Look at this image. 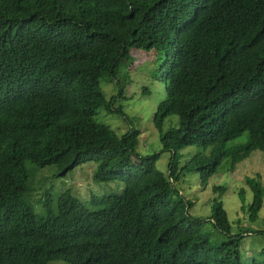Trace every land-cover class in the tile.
I'll use <instances>...</instances> for the list:
<instances>
[{
    "label": "trees",
    "instance_id": "obj_1",
    "mask_svg": "<svg viewBox=\"0 0 264 264\" xmlns=\"http://www.w3.org/2000/svg\"><path fill=\"white\" fill-rule=\"evenodd\" d=\"M130 49L165 55L167 99L153 124L171 153L167 175L156 168L161 152L137 153V129L120 136L96 121L102 109L128 119L117 107L123 91L107 100L101 84ZM172 116L178 125L164 132ZM192 145L203 150L181 167L179 152ZM256 150L264 151V0H0V264H243L242 239L264 230L233 235L217 198L207 219L194 218L175 184L197 171L206 186L223 160L234 171ZM89 161L98 182L123 188L95 198L97 211L67 191L56 211L47 198V215L37 216L24 198L27 162L65 176ZM247 185L255 223L261 175ZM207 223L226 240L213 243Z\"/></svg>",
    "mask_w": 264,
    "mask_h": 264
},
{
    "label": "rangeland",
    "instance_id": "obj_2",
    "mask_svg": "<svg viewBox=\"0 0 264 264\" xmlns=\"http://www.w3.org/2000/svg\"><path fill=\"white\" fill-rule=\"evenodd\" d=\"M164 58L163 52L153 49H130L128 60L121 64L115 76L113 78L106 76L101 84L107 100L118 97L121 90L123 91V99L118 98L117 107L124 108L128 119L109 115L102 109L98 112L96 121L109 126L120 136L132 128L137 129L140 132L137 153L140 157H144L161 152L156 168L167 175L171 153L163 150L161 132L153 124V115L158 106L167 99L165 83L158 72L159 67L164 63ZM178 122L177 116L169 117L165 121L164 132L177 126ZM247 135L245 134L237 141H245ZM202 150L203 147L200 145L182 149L179 152L181 167ZM26 166L29 173V190L24 198L37 216L47 215L45 206L47 198L50 199L47 201L56 211L60 195L67 191H71L86 208L97 211L100 208L94 205L95 198L118 193L123 188V184L118 180L109 183L98 182L94 178L98 166L95 161L86 162L65 176L58 174V168L55 165L40 169L27 162ZM257 175H261L264 183V151L262 150L252 152L251 156L240 162L234 171H231L227 167V161L223 160L217 172L207 181L206 186L201 184L197 171L182 177L175 186L187 201L193 203L190 214L199 220L210 216L211 202L215 198L220 200L228 213L232 234L238 235L245 231L264 230V208L260 219L255 223L249 221L247 213V208L253 200L247 178ZM214 187H223L225 191L214 192L212 190ZM241 189H244L246 193L245 202L240 196ZM244 205L246 211L242 210ZM205 230L210 232V240L215 244L226 240V237L218 233L210 223H207ZM240 251L243 264H253L254 260L264 262V234L245 235L241 241Z\"/></svg>",
    "mask_w": 264,
    "mask_h": 264
}]
</instances>
